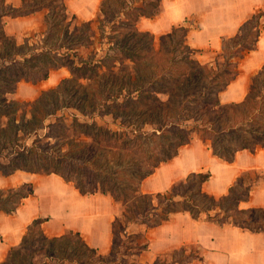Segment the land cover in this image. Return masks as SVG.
<instances>
[{"label": "trees", "instance_id": "obj_1", "mask_svg": "<svg viewBox=\"0 0 264 264\" xmlns=\"http://www.w3.org/2000/svg\"><path fill=\"white\" fill-rule=\"evenodd\" d=\"M65 1L27 0L16 8L0 0V119L8 120L5 128L0 124V176L17 171L57 174L81 195L109 196L121 210L111 225L108 255L90 247L77 232L47 237L41 228L45 220L36 219L3 264H35L38 251L43 259L39 264H121L131 225L148 230L177 213L264 233V208L241 207L262 178L257 172L241 175L221 197L204 191L211 177L204 172L189 174L164 193L140 192L146 178L196 137L227 163L240 151L264 150V66L251 78L241 102L220 100L238 76L241 61L258 47L264 11L250 16L234 36L223 39L212 61L202 63L201 50L187 43L189 27L175 26L159 37L138 29L142 18L160 14L163 0H102L95 19L72 28ZM45 9L42 35L22 44L6 36V17ZM95 23L100 47L84 56L79 51L92 47ZM58 28L57 39L51 41ZM98 51H104L99 59ZM60 68H68L71 76L56 88L32 102L8 100L21 81L36 84ZM65 110L74 113L59 116ZM48 139L62 143L53 149ZM33 194L31 183L0 189V213H15ZM148 245L145 241L140 253ZM202 259L199 248L184 246L160 255L154 264Z\"/></svg>", "mask_w": 264, "mask_h": 264}, {"label": "crops", "instance_id": "obj_2", "mask_svg": "<svg viewBox=\"0 0 264 264\" xmlns=\"http://www.w3.org/2000/svg\"><path fill=\"white\" fill-rule=\"evenodd\" d=\"M4 1L7 7L18 8L27 0ZM101 1L66 0L65 4L68 13L75 16V20L85 22L91 21L94 15L97 17ZM165 1L167 0L162 1L157 17L142 18L138 22L140 31L150 32L158 37L188 19L185 6L175 4L176 6L172 8H166ZM224 5L226 8L208 7L205 14H200V27L196 30L190 28L187 36L188 45L198 50L210 48L221 51L223 39L234 36L239 25L250 17L242 21L252 6L249 2L238 4L234 0H229L224 2ZM47 14L48 10L45 9L24 17H6L4 32L6 36L22 44L24 39L45 32ZM263 35L264 32L257 49L242 60L249 61L250 74H256L262 68L257 53L260 51ZM70 76L68 68H60L52 71L46 80L36 84L21 81L15 92L8 96V100L32 102L43 92L56 88L63 79ZM249 83L250 77L248 79L247 75L239 71L236 79L220 94L221 102L223 104L241 102L248 92ZM200 145L204 151L199 145H194L193 140L189 145L182 147L177 157L161 164L153 175L142 182L140 192L163 193L161 188L164 180L159 177L160 171L163 166L176 162L186 166L189 174L210 173L211 177L203 189L215 197L226 195L244 173L264 170V159L258 157L264 150L255 153L240 151L232 163H227L214 156L201 140ZM245 154L249 156H242ZM28 183L34 185V194L24 199L15 213L9 215L0 213V264L7 258L11 249L20 247L28 227L36 219L45 220L41 228L47 237L77 232L90 247L99 252L110 251L111 225L117 216L114 215L112 208L116 203L111 197L102 194L81 195L72 183L64 181L57 174L17 171L9 176H0V189L16 188ZM259 183L260 181L253 188L249 200L242 203V208H264V186H260ZM146 231L149 245L142 254L154 255L155 260L171 250L195 246L200 249L203 259L192 261L190 264H264V233H253L231 225L219 226L212 222L197 221L184 213L174 214L169 221Z\"/></svg>", "mask_w": 264, "mask_h": 264}, {"label": "rangeland", "instance_id": "obj_3", "mask_svg": "<svg viewBox=\"0 0 264 264\" xmlns=\"http://www.w3.org/2000/svg\"><path fill=\"white\" fill-rule=\"evenodd\" d=\"M228 1L229 0H167V1H165L164 5L166 8H172L173 6H176L175 4H177L178 6L179 5L185 6L187 8L188 19L185 22L178 24L177 26L189 27V28L196 30L200 27V24H199L200 14H205L207 12L208 7H212L213 9L216 8V6L226 8V6L224 5V2H228ZM234 1L238 4H241V3L244 4L247 2L252 4V6L248 9V14L244 17V19L242 21L247 19L252 14H255L259 11H264V5H263L264 0H234ZM70 16H71L70 17L71 19L69 20V25L71 26V28L73 26L79 25L83 22V21H79L78 19L73 20L72 15H70ZM95 16L96 15L93 16L92 20L95 19ZM239 26H241V24ZM93 28L95 30L94 32L96 35L93 37L92 47L84 48V49H81V51H79V53L83 54L84 56H87L93 50H94V52H96V50H98L100 47L99 32L97 30V24L96 23L93 25ZM58 30H59V28L57 29V31H55V33L51 37V41H55L57 39ZM35 40L38 41L37 39H35ZM216 52L219 53L220 51L219 50H213L210 48H204L201 50V54H199V56H201L200 60L203 62H210L216 57V55H217ZM103 54H104V51H98L97 58L99 59L101 56H103ZM257 55L260 56L259 62H260V64H262V67H263L264 66V35L262 38L260 51L257 53ZM243 61L240 63L239 70L241 71V73L243 75L244 74L247 75L248 79L250 77V80H251V77H253L255 75V73H252V74L248 73L249 61H247V62H243ZM73 113H74V111L65 110V111L60 112L59 116L65 115L66 117H70V115ZM21 115H22V111H19V113L16 116V119L18 122L20 120ZM28 117H29V115H28ZM106 120L109 123L111 122V119L109 117ZM7 121L8 120L6 118L0 119V124L3 128H5L7 126ZM54 121H55V119L52 118L48 121V123H52ZM111 127L116 128V126H114V125H111ZM45 132H47V130L41 131L40 135H43ZM32 140L33 139L28 140L27 144L30 145L32 143ZM48 140H50V145H52L53 149L57 147L56 146L57 143H59V144L62 143V142H60V140H57V139H48ZM193 142H194V145H199L200 148L202 149V151L205 150L200 145V140L197 137L193 139ZM8 152H9L8 150H5L3 154L6 155V154H8ZM242 156H249V155L245 154ZM258 157L261 159H264V152H260L258 154ZM184 167H186V166H182V163H177V162L175 164L173 163V164H169V165L162 167L159 177L164 180V185L161 188V191L163 193L165 191H167L174 183L185 179L189 175L188 168L187 167L184 168ZM257 173L262 176L260 183H259L260 186H264V170H258ZM74 177H77V176H74ZM255 177H257V176L252 175V178H255ZM112 208L114 211V215L120 214L121 207L118 204L113 205ZM128 234H130V236L127 235L124 237V242H125L124 244L126 245V247H122V251H121L122 254L119 256L120 259L122 260L121 264H154V260H155L154 255H150L148 253L142 254L139 251L142 244H144L145 241H148L147 240L148 233L145 230V227L143 225H139V224L131 225L128 229ZM109 252L110 251L108 250L106 252H101L100 254L108 255ZM9 254H10V252H9ZM9 254H8V256H9ZM8 256H7V258H8ZM7 258L5 260H7ZM5 260L1 264H3L5 262ZM42 260H43L42 259V252L38 251L36 253L35 257L33 258V261L35 264H39V262H41ZM25 261H27V260H25Z\"/></svg>", "mask_w": 264, "mask_h": 264}]
</instances>
